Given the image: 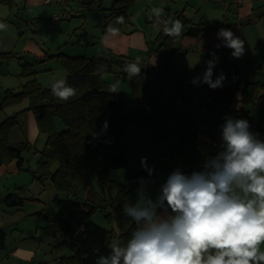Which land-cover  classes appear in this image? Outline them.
Segmentation results:
<instances>
[{
    "label": "trees",
    "instance_id": "16d2710c",
    "mask_svg": "<svg viewBox=\"0 0 264 264\" xmlns=\"http://www.w3.org/2000/svg\"><path fill=\"white\" fill-rule=\"evenodd\" d=\"M117 1L115 0L110 8L109 15L118 12L125 17L135 0H121L123 3L119 6H116ZM0 2L11 5L15 0ZM153 19L161 28L155 41L148 42L147 54L154 52L159 56L161 65L158 73H169L171 54L176 49L177 37L166 34L168 17L159 15ZM175 20H179L183 25L180 35L197 36L204 31H218L224 28L220 21L210 23L204 19L194 23L182 12L176 13L171 22ZM159 39V45L154 48ZM159 47L166 49L165 55L156 53ZM218 52L224 58V69L228 75H237L239 68L231 55L232 50L221 44ZM13 55L15 53L11 51L0 52L2 59ZM49 56L54 57L64 68L63 78H66L68 85L76 90L75 95L68 101H62L52 94L50 86L44 87L32 77L17 91L6 89L0 99V109L5 105L27 99V108L35 116L39 133L45 135V143L37 151L35 168L26 170L39 183L50 180L56 190L67 194V197L59 199V206L50 220V225L60 229L72 250V254L63 259L74 264H96L99 256L108 255L111 240L120 239L126 243L136 228V224L124 215L122 209L125 204L136 202V190L141 179L146 181L145 187L148 185V172L141 165L137 171L128 172L124 180L111 179L108 172L114 167L128 166V160L120 153L125 142L124 131L131 123H142L150 117L145 114V110L148 106L159 103L161 93L155 91L152 94L143 89L149 74L142 70L139 76H131L135 108L126 112L118 99L115 87L105 79L104 74L113 72L117 67L125 70L126 65L131 62L129 56L112 52L108 57L69 55L62 51L51 53ZM31 65L32 63L28 61L21 63L22 75L29 72ZM261 75L264 78V72ZM182 82L184 81L177 77L176 83ZM249 84L248 88L241 89L242 119L249 122L252 130L259 129L262 125L257 108L259 91L264 88V81L260 79ZM249 105L250 109L247 108ZM57 119L62 122L64 128L58 130ZM16 120L17 112L0 122V165L16 159L19 169H23V154L31 146L26 142L17 147L9 144V134ZM105 121L110 133L109 139L103 137L105 128L102 125ZM89 167L98 171V183L104 197L88 188L84 200H78L76 195L79 183ZM110 187L116 189L112 197L104 195L105 189L109 191ZM12 196L13 194H8L2 200L8 203ZM97 209L111 224L110 228L91 220V214ZM4 246L5 231L0 228V249Z\"/></svg>",
    "mask_w": 264,
    "mask_h": 264
},
{
    "label": "rangeland",
    "instance_id": "374dc122",
    "mask_svg": "<svg viewBox=\"0 0 264 264\" xmlns=\"http://www.w3.org/2000/svg\"><path fill=\"white\" fill-rule=\"evenodd\" d=\"M114 3L115 0H66L63 7L67 12V16L60 19L57 24L55 23L52 25L49 22V18L43 17H35L32 20H28V22L25 20L22 21L19 20L15 14V16H13V23L16 27L18 26V31H20L19 34L23 35V38L26 40L25 43H29V45L36 46L37 43L40 47L43 46L45 50L49 48L52 49L54 46L56 47V45H59L61 46V51L69 55L90 56L96 54L94 52L95 49H97L93 46V44H96L94 43L96 38L91 34L99 31L103 27L107 15H109L110 8ZM122 3L121 0H118L116 6ZM55 5L56 8L58 7V10L61 8L60 5L56 3L50 4L48 7H53L55 9ZM153 8L162 9L159 15L170 18L169 22H171V19H173L177 12L182 11L187 16L193 17L194 21L205 19L211 23L220 21L225 25L238 24L240 27H243L244 32H250L257 36L264 35V0H135L129 8V13L132 15L131 18L137 20L141 26L146 27L149 36L153 29L152 36L155 38L158 34L159 26L156 25V20L153 19L154 16H157L153 14ZM58 10L55 9L56 12H58ZM248 17L250 21L246 22ZM119 21H121V16L116 14L112 19V24H116ZM240 21H242V23ZM169 22L165 26V29L170 28ZM2 23H4V21ZM132 23H134V21ZM127 25L129 26V24ZM17 35L18 32L15 33L16 37ZM254 40L255 39L252 37L250 42ZM159 41L160 39L156 43V47L159 45ZM16 43L21 44L22 42L18 40ZM247 43L248 42L244 41V55L241 58H236L237 64L239 65V73L233 77V82H235L239 76L242 77L243 82L247 79L252 80L256 75L258 78H262L261 73H259L260 69L254 68L253 66V63H255V65L259 63L257 59L259 50L253 49V45H250L253 52L250 61L248 59V50L250 46H248ZM159 48L161 49H157L156 53H158V51L159 54L164 52V47ZM26 54V60H33V53L30 52ZM146 57L147 56L135 53V57H131L130 63H135L141 68V71L148 72L149 76L143 89L152 94L155 91L162 92L161 98L157 105L148 106L146 108L145 114L150 116L146 121L139 124L138 122H133L125 129L123 134L125 142L120 153L128 160V166L109 169L108 177L114 180H124L128 172L133 173L141 166V158H146V164L149 168L153 169V172L151 176L148 174L149 183L145 188L147 195L155 199L161 184L174 170L179 169L182 173L190 175L195 171L192 169L195 162L196 167L199 168L198 171H202V163H200L197 157H192L194 156V148L187 145V143L190 142H193V145H195L199 140L197 138L188 137L182 139L184 131L188 128L193 129L195 121L201 118V116L199 117V115L194 113H186L187 109L184 106H180L178 110H175L172 106L173 94H176L177 91L174 89L176 86L174 81L181 73V69L186 68L196 77L202 78L207 67L206 62L215 57L216 64L213 69L212 79L215 80V78L222 73L225 76L222 82L223 86L216 88V91V89H210L207 84L197 82L196 85L198 87L200 86L202 91H211L214 96H222L224 86L225 93L231 95L232 89H234L235 86L231 85V76L225 73L223 69V58L215 48L211 50H202L201 53L196 46H193L187 52L184 48L181 49L178 47L171 54L169 73H158L157 68L150 67L152 65L147 63ZM7 59L11 63L10 69L12 73L3 76L5 78H0L1 93L3 90L2 86L4 85L1 79L10 80L11 82L7 83L12 86L19 85L27 79L25 74H19L22 70V66L19 65L17 60L11 57ZM142 59L145 60L143 61ZM115 69L116 68H114L113 72L105 73L104 77L115 87L118 99L125 111L130 112L135 108V100L131 88V75L118 67L117 69L120 71H115ZM58 73L62 75L65 74V70L61 65H59L56 70H53L52 75ZM35 75L37 80L40 78V82L43 83L42 86H48L46 84L50 81H47L46 78L48 75H51L50 72L43 73L42 70L36 72ZM43 76L46 77L43 78ZM187 76L189 80H193V76L190 73ZM180 84L181 83H179V85ZM25 102H27V100H25ZM184 123L186 127H184ZM213 126L219 129L218 136L220 140L221 125L213 123ZM57 128L58 130L64 128V125L59 119H57ZM199 131L202 132L200 129ZM43 136L44 135H42V137ZM103 137L106 139L110 137L107 128L103 133ZM181 139L182 141L179 144ZM42 146L43 145L38 143L34 149L40 150ZM24 156V164H22L23 169L21 170L28 171L26 169H34L38 154L35 155V153L31 152V154H29L26 152ZM187 160L191 161L193 165H188ZM35 183L38 185L36 186L37 190H33L32 187H30L27 188L22 195L30 196L33 194L41 198L40 206L37 204L38 199L28 200L24 198V203L28 210H41L40 219L43 223L41 233L43 234L45 233L46 224L50 223L53 214L59 206V199L67 197V194L64 191L56 190L50 180H45L43 183H39L38 181ZM88 188L104 197L98 183V171L93 167H89L85 170L79 183L76 198L78 200H84ZM115 193V187H110L109 191L105 189L104 195L112 197ZM37 212H32V215ZM91 220L107 228L111 226L99 209L91 214ZM54 236L58 239L57 246L41 244L37 250V256L33 258L30 264H74L63 259V257H69L72 252L67 242L63 241L65 238L61 232L56 231ZM7 238H10V235H8ZM23 264L29 263L23 262Z\"/></svg>",
    "mask_w": 264,
    "mask_h": 264
},
{
    "label": "clouds",
    "instance_id": "9594fccd",
    "mask_svg": "<svg viewBox=\"0 0 264 264\" xmlns=\"http://www.w3.org/2000/svg\"><path fill=\"white\" fill-rule=\"evenodd\" d=\"M152 12L158 16L162 9ZM182 28L175 20L165 31L178 37ZM217 38L234 58L244 55V41L230 29H219ZM215 64V57L207 61L202 78L192 83L222 87V73L212 79ZM125 71L139 76L141 68L130 63ZM50 87L62 101L76 92L66 78ZM102 127L107 128L106 121ZM220 127L221 150L204 161L202 171L188 175L174 170L155 199L147 195L141 179L136 202L122 209L136 228L126 243L111 240L108 255L99 256L96 264H264L259 247L264 243V140L250 131L245 119L226 116ZM141 165L151 176L146 158H141Z\"/></svg>",
    "mask_w": 264,
    "mask_h": 264
},
{
    "label": "crops",
    "instance_id": "0c3cea01",
    "mask_svg": "<svg viewBox=\"0 0 264 264\" xmlns=\"http://www.w3.org/2000/svg\"><path fill=\"white\" fill-rule=\"evenodd\" d=\"M53 3L54 2L45 3L44 0H15L13 4L7 5L6 3L0 2V23H2L3 21L5 23V28L0 29V52H9V51L14 52L15 55L11 56V58L16 59L20 66L21 63L28 61L26 60L27 59L26 53H30V52L33 53L34 54L33 60L28 61L32 63V65L29 72L25 74L27 76V79L24 81H27L32 77H35L37 79L35 73L43 70V73L50 72L51 74L48 75V77L46 78L47 81H50L47 82L46 85L48 86L46 87L51 86L56 80H58L59 78L62 79L63 76L65 75V74L62 75L61 73L52 75L53 70H56L60 64L57 62V60L54 57L49 56V54L51 53H56L61 51L62 50L61 46L56 45V47L54 46V48L52 49L49 48L45 50L43 46L40 47L37 43L36 46H33L31 44L29 45V43H25L26 40L23 38V35L19 34L20 31H18V26L16 27L13 23V16L16 15L17 18H19V20L22 21L25 20L27 22L28 20H32L35 17L49 18L52 13L56 12L55 9L58 10V7L56 8V5H55V9L53 7H48L50 4ZM116 14L118 15L119 13L116 12L111 15H107L103 27L99 31L91 34L92 36H94V38H96L94 42L96 44H93V46H95L97 49H95L94 52L96 54L90 56L108 57V55L112 52L116 54L126 55L129 56L130 58L131 57L134 58L135 53H138L139 55L147 56L146 57L147 63L149 65H152L150 67L157 68L158 71L161 65L159 56L156 55L154 52H152L149 55L147 54L148 42L155 41L156 38L152 36L153 29L149 36L146 31V27L141 26V24L137 22V20H133L131 18L132 15L129 13V11L125 17L119 14L121 16V21H119L116 24H112V19ZM187 17L191 18L192 22L194 23L200 21V20L194 21L193 17L191 16H187ZM133 21L134 23H132ZM249 21L250 18L248 17L246 19V22ZM240 22L242 23V21ZM127 24H129V26ZM156 25L159 26V31H160L161 26L157 23ZM223 25L224 28L230 29L236 36L240 37L243 41L248 42L247 43L248 46L253 45L252 46L253 49L255 48L259 50L257 56L259 63L256 65L255 63H253V66L254 68L260 69L259 73L262 74L264 72V35L257 36L251 34L250 32H246V31L244 32L243 27H240L238 24L237 25L223 24ZM16 32H18L17 37L15 36ZM217 32L218 31H204L197 36L180 35L176 39L175 47L176 49L178 47L181 49L184 48L186 52L189 51L193 46L194 47L196 46L201 53L202 50H211L214 48L218 52V48L216 47V45H221L223 42H222V38L221 39L217 38ZM252 37L255 40L250 42ZM18 40H20L22 43L21 44L16 43ZM155 47L156 44L154 48ZM252 47L250 46L248 50L249 53L248 59L250 61L252 59L251 57L253 54ZM160 49L161 48H158V50ZM165 53H166L165 48H164V52L160 54L158 51V54L161 56L165 55ZM219 55L222 57L220 53ZM142 60L144 61L145 59ZM235 61H236V65L239 68L236 58ZM10 64L11 63L10 61H8V59L0 58V76H2L0 78H5L3 76H7L12 73V70L10 69ZM223 69H224V58H223ZM115 71H120V70L116 68ZM21 72L22 70L19 72V74L22 75ZM189 73L193 76V78H196V76L192 72H189V70H187L186 68L181 69V73L177 77L181 78V81L192 82V80L188 79L187 75H189ZM225 73L228 75L226 71ZM234 76L230 77L231 85L235 86V88L232 89L231 95H227L225 93L224 90L225 86L223 87L222 96H217V95L214 96L211 93V91L208 90L202 91L200 89V86L198 87L196 84H194L197 90L200 91L202 95V99H205L207 95H211L214 98V103L211 107V110L201 115L202 118L209 119L212 125L213 123H218L219 125H222L224 123V118L226 116H231L233 119H242L243 104H242L241 89L245 87L248 88L250 82H254L260 79L264 81L263 77L258 78L256 75V77L253 78L252 80L247 79L245 82H243L242 77L239 76L237 80L233 82ZM45 77L46 76H43V78ZM177 77L174 83L177 82ZM39 79L38 81L40 82ZM1 80L4 83V85L2 86L3 88L2 93L0 92V99L3 97L4 91L6 89H12L13 91H17L21 88L20 85H22V83L24 82L23 81L19 85L12 86L7 83V82H11L10 80L8 79H1ZM41 84L43 85V83ZM175 85L176 86L174 87V89L177 90V88L180 85L177 83ZM160 93L162 94V92ZM174 95L175 93L173 94V97ZM25 100L27 99H24L18 103L8 104L3 106V108L0 109V122L7 116L17 112L16 124L12 127L9 134V144L11 146L17 147L22 142H26L31 146L30 149L26 152L29 154H31L32 152L35 153V155H37L38 150L34 148L38 143L44 146L45 135L39 133L35 116L33 112L27 108L28 101L25 102ZM183 106L186 107L187 109L186 113H189L188 105L184 104L182 105V107ZM247 108L250 109L251 105L247 106ZM257 112L262 122L261 128L259 129L255 128L250 131L258 134L259 139L264 140V88H262L259 91V104H258ZM184 127H186L185 123H184ZM200 132L201 131H199V129L196 128L194 124L193 129L188 128L184 131L182 139L184 137H188V138H197L199 140V142L195 143V145H193V142L187 143V145L192 146L194 148V154H193L194 156L192 157H197V159H199L200 163H202V170H203L204 161L209 157L215 156L219 151H217L216 148H212L215 146L211 145L212 143L210 141L209 135L203 130L201 133ZM42 135L44 136L42 137ZM182 139L180 140L179 144L181 143ZM187 164L193 165L192 162L189 160H187ZM192 169H194L195 171H198L199 169L196 167L195 162H194V166H192ZM35 182L37 181L33 179L29 171H24L19 169L16 159L0 165V228H2L5 231V246L0 249V264H23V262L30 264L33 258L37 256V250L39 249L41 244L53 245L55 247L57 246L58 239L57 237L54 236V234L56 231H60V229L57 226L53 228L50 225V223H48L46 224L45 233L42 234L41 230L43 229L42 228L43 223L40 219L41 210L40 211L37 210L39 211L37 212L36 210H28L25 207L24 198H27L28 200L38 199L37 204L39 206L41 205L40 202L41 198L39 196H34L33 194H31L30 196L22 195L23 192L27 190V188L32 187L33 190H37L36 186L38 185H36ZM8 194H13V196L9 200V202L6 203L5 201L2 200V198L7 196ZM13 200H15L16 202L14 204H10V201ZM20 200L21 202H19ZM34 211L37 213L32 215L33 214L32 212ZM8 235H10V238H7ZM63 241H66V239ZM259 247H260V251L264 252V243H261Z\"/></svg>",
    "mask_w": 264,
    "mask_h": 264
},
{
    "label": "built area",
    "instance_id": "2783aa9c",
    "mask_svg": "<svg viewBox=\"0 0 264 264\" xmlns=\"http://www.w3.org/2000/svg\"><path fill=\"white\" fill-rule=\"evenodd\" d=\"M45 3L54 2L60 5V9L58 12H54L49 17L50 24L57 23L60 19L65 18L67 16V12L64 9V5L66 0H44ZM214 103V98L211 95H207L205 99H202V95L200 91L197 90L196 86L190 82H182L180 86L177 88L176 94L172 101V106L175 109H178L180 106L186 104L188 105L189 113H194L199 115V117L207 113L211 110V107ZM196 128L203 130L210 136V141L213 146L220 151V143L219 140L218 128H214V126L210 123L209 119L199 118L195 121Z\"/></svg>",
    "mask_w": 264,
    "mask_h": 264
},
{
    "label": "water",
    "instance_id": "95a60500",
    "mask_svg": "<svg viewBox=\"0 0 264 264\" xmlns=\"http://www.w3.org/2000/svg\"><path fill=\"white\" fill-rule=\"evenodd\" d=\"M16 201L15 200H13V201H10V204H14Z\"/></svg>",
    "mask_w": 264,
    "mask_h": 264
}]
</instances>
